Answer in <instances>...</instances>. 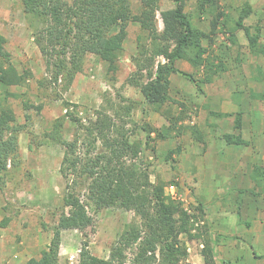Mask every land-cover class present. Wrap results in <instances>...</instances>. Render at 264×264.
Returning <instances> with one entry per match:
<instances>
[{
  "label": "rangeland",
  "instance_id": "rangeland-1",
  "mask_svg": "<svg viewBox=\"0 0 264 264\" xmlns=\"http://www.w3.org/2000/svg\"><path fill=\"white\" fill-rule=\"evenodd\" d=\"M131 1L134 12H140L141 1ZM215 1L214 5L211 2L205 3L204 10H201L204 0L188 2L185 10L198 28L210 32L212 20L216 15H220V23L212 41L208 38L203 40V44L209 48L205 55L207 64L195 67L184 60L195 68L193 72L185 71L190 76L176 73L180 79L178 82L175 80L174 85L169 77V95L178 102H183V105L167 102L156 110L153 105L146 103L141 88L135 86L132 80L139 72V62L143 59L138 48V37H142V48H146L149 55L156 57L154 71L159 62H166L161 53L163 42H154L147 32L142 31L138 23L129 24L116 72L109 71L107 61L88 53L83 70L76 74L71 84H68L67 78L63 76L55 83L53 70L47 65L46 57L40 49L33 29L29 26L21 1L0 0V34L7 38V48L12 52L18 69L24 71L29 68L33 72V76L25 85L10 88L19 95L10 97L9 104L23 129L19 134L16 165L9 166V171L4 175V184L0 187V220H9L6 227H0V264H28L31 260L38 259L50 243L53 230L61 216L69 212L67 207H63L62 197L66 183L60 173L66 148L47 136L57 119L63 120L62 135L66 140L73 141L80 132L83 133L78 130L68 112L79 117L86 125L96 121L98 113L102 112L119 126H123L130 134L131 140L143 141L140 159L143 160V165L148 164L150 181L155 183L160 179L166 182V191L183 201L185 208L191 213L198 215L193 233H197L200 226L208 228L213 239L216 264H264V224L257 225L248 219L251 213L255 218L257 212L259 220L264 221V186L258 180H252L251 187L240 189L238 192L236 186L223 192L221 189L203 192L204 197L210 198L209 203H206L191 189L192 177L181 179L184 175L181 173L182 159L179 147H182L178 144L177 137L187 133L198 140L191 129L195 125L190 122L194 116L203 115V112L199 111V106L193 100L177 99V88L188 86L190 81L197 89H200L201 85L205 88L207 83L204 80L206 81L207 76L211 80L215 75L220 76H215L213 82L208 84L209 92L222 89L224 97L230 101L229 104H234L235 100L240 105L244 99L249 115L255 112L264 120V95L261 99H255L251 97L252 90H249V87L255 86L263 93L264 54L251 48L243 29H237L234 37L231 33L236 20L244 10L250 8L251 12L244 18V23L251 24L252 34L256 33L255 27L260 28L258 45H264V0ZM174 6L173 0H160L161 10ZM156 25L159 31H163L164 24L160 12H157ZM209 62L214 64L212 68ZM222 65L225 69H221ZM217 66V73H213ZM142 72L145 74L146 70ZM252 76L259 77L260 80L249 81L247 77ZM240 77L241 80H238ZM146 81L145 76L143 82ZM217 84L221 85L219 89H216ZM243 88L244 95L229 94ZM5 90L6 87L0 83V92ZM239 111L232 116L234 127L236 118L241 117L242 121V112ZM180 114L184 119L176 122ZM144 126L158 130L170 126L173 133L169 138L161 139L153 132L150 145L145 146L147 133L143 129ZM261 126L263 130L264 123ZM194 130H198L197 127ZM235 130L237 131V128ZM236 131L232 132V135L241 137ZM245 131L248 132L247 129ZM169 139L171 144L168 143ZM261 144L264 148L263 140ZM243 164L242 169L247 170L246 163ZM255 166L264 167V159L258 160ZM198 206L202 207L203 217L201 212L196 210ZM90 212L94 216V226L88 229L90 250L97 256L108 257L119 235L134 221L135 213L119 205L98 211L91 209ZM238 218L242 220L241 226L235 222ZM246 221L251 222L250 229L247 224L246 229L250 231L247 237L241 232L245 229ZM226 225L231 231L235 230V235L226 232ZM202 228L204 227H200ZM85 238L83 231L79 229H62L61 264H79V254ZM202 238L192 239L187 234L181 236L188 249V261L206 264L202 254ZM133 256V253L128 251L129 259L126 264H132Z\"/></svg>",
  "mask_w": 264,
  "mask_h": 264
},
{
  "label": "trees",
  "instance_id": "trees-1",
  "mask_svg": "<svg viewBox=\"0 0 264 264\" xmlns=\"http://www.w3.org/2000/svg\"><path fill=\"white\" fill-rule=\"evenodd\" d=\"M20 1L47 65L53 70L55 83L63 76L71 84L76 74L83 70L88 53L107 61L109 71L116 72L130 23H138L154 42H163L161 53L166 62H159L154 71L156 57L142 48V37H138L143 59L139 62V72L132 80L135 86L141 88L146 103L156 110L167 102L183 105L169 95V77L171 73L190 76L177 68L178 60H186L195 67L207 64L205 55L209 48L203 40L208 38L212 41L220 23V15H216L210 32L198 28L185 10L190 0H173L175 6L164 10L160 9V0H140L142 6L138 13L134 12L131 0ZM207 2L216 3L215 0H204L201 10L205 9ZM157 12H160L164 24L163 31H159L156 25ZM250 12V8L244 10L231 33L234 37L237 29H243L251 48L264 54V45H258L260 28L255 27L256 33L252 34V28L244 24V18ZM223 24L226 25V22ZM7 42V38L0 34V83L6 87L0 92V187L4 184L9 166L16 165L19 134L23 129L9 104L10 97L19 95L10 88L25 85L33 76L29 68L24 71L18 69ZM209 66L212 68L214 64L209 62ZM144 69L145 74L142 72ZM216 69H219L218 66L213 73H217ZM221 69L225 67L222 65ZM145 76L147 81L143 82ZM210 79L207 76L206 81ZM68 113L83 133L80 132L73 141L66 140L62 135L63 120L57 119L47 136L66 148L60 173L66 183L63 207H67L69 212L61 216L50 243L40 257L28 264H61L63 228L79 229L86 237L79 254V264H126L128 251L134 255L132 264H195L188 261V249L181 239L183 234L192 239L203 237L205 263L216 264L215 248L208 228L200 226L204 228L199 227L198 232L193 233L198 215L191 213L183 201L166 191V182L160 179L155 183L150 181L148 164L143 165L140 159L143 141L131 140L123 126L102 112L89 125ZM181 119L184 116L180 114L176 122ZM241 126V117L236 118V127ZM143 129L147 133L145 146L150 145L153 132L161 139H167L173 133L170 126L162 130L151 126H144ZM191 129L201 141L202 133ZM225 139L228 143H245L241 137L232 134H226ZM251 179L264 186V167L255 166ZM115 205L134 211L135 219L119 235L109 256L100 257L93 254L89 247L88 229L94 226L90 210L98 211ZM196 210L201 212V217L204 216L201 206ZM8 222V218L0 220V227H6Z\"/></svg>",
  "mask_w": 264,
  "mask_h": 264
},
{
  "label": "crops",
  "instance_id": "crops-1",
  "mask_svg": "<svg viewBox=\"0 0 264 264\" xmlns=\"http://www.w3.org/2000/svg\"><path fill=\"white\" fill-rule=\"evenodd\" d=\"M244 24L253 28L251 24ZM176 66L181 71H186L188 73L193 72L195 69L184 60H178ZM214 77L212 80L210 79V81L204 80V82L207 83L205 88L201 85L200 89H197L190 81L189 85L187 84L188 86H182L176 90L177 99L183 101L193 100L197 103V106H199V111L203 112V115L194 116L192 121H189L191 125H195L194 128L197 127V129L201 131L202 140H196L194 136L185 133L178 136L177 141L179 140L178 144L182 147H179L181 150L180 157L182 159L181 173L182 176L184 175L181 179L184 180L186 176L192 177L190 182L191 189H194L198 197L206 203H209L210 198L207 196L204 197L203 192L217 191L219 189L223 192L224 190L232 189L233 186H236L238 192L240 189L251 187L252 168L257 165L258 160L264 159V148H262L261 144L262 140L264 141V126L263 130L261 126L264 120L259 118L258 114L255 112L249 115L250 112L247 111V102L244 101V99L243 102L240 100L242 102L240 105L234 100V104L237 106L235 107L234 104H229L230 101L224 97L222 89H220V91L215 90V92H209L208 84L213 82ZM218 77L220 76H217V78ZM247 78L249 81L255 82L259 77L252 76ZM179 79L178 74L171 73L170 80L173 85L175 84L174 81L176 80L178 82ZM238 80H241V77ZM220 87V84L216 85V89ZM249 90H252L251 97L255 99H261L260 97L264 95V89L263 93L255 86L249 87ZM231 93L234 95H244L245 88L241 91L229 92V94ZM257 94L260 96L256 97L255 95ZM238 111L240 113L242 112L241 129L234 127V118L232 117ZM236 128L237 131L235 130ZM246 129L248 132L245 131ZM235 131L238 135H241L245 143H228L225 140L226 134H232V132ZM168 143H172L170 139ZM243 163H246L247 170H245L246 168L242 169ZM255 214V218H253V214L251 213L248 219L257 225L264 224V221L261 219L259 220L257 212ZM235 222L240 226L242 224L240 218L236 219ZM247 224L250 226L249 228ZM227 226L228 225L225 226L227 228L226 232L229 233V235H235V230L231 231ZM221 227H224L223 224ZM244 228L245 229L241 230V232L246 234L244 236L247 237L250 231L246 228H251V222L246 221Z\"/></svg>",
  "mask_w": 264,
  "mask_h": 264
}]
</instances>
